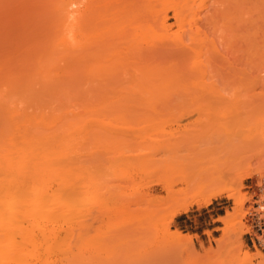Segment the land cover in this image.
<instances>
[{"label":"rangeland","instance_id":"374dc122","mask_svg":"<svg viewBox=\"0 0 264 264\" xmlns=\"http://www.w3.org/2000/svg\"><path fill=\"white\" fill-rule=\"evenodd\" d=\"M243 1L0 0V58L81 32L106 46V99H78L57 148L87 187L73 198L88 200L56 222V239L9 264H264V249L247 243L264 200V59L247 50L256 11ZM70 13L81 18L74 33ZM147 68L161 82L168 69L181 78L162 98H128ZM237 197L249 198L238 216Z\"/></svg>","mask_w":264,"mask_h":264},{"label":"bare ground","instance_id":"6f19581e","mask_svg":"<svg viewBox=\"0 0 264 264\" xmlns=\"http://www.w3.org/2000/svg\"><path fill=\"white\" fill-rule=\"evenodd\" d=\"M250 1L256 12L245 21L250 40L247 50L251 45V53L264 59V0ZM174 16L179 18L180 13ZM63 21L70 33L81 24L74 13ZM79 34L67 35L53 47L6 49L0 58V264L24 256L30 245L56 239V222L75 210L78 202L88 200L84 194L73 198V190L86 191L87 187H76L69 167L61 165L57 149L60 136L66 145L69 142V135H60V131L66 133L76 125V107L81 105L77 100L106 99V46L95 43L100 35ZM115 54L121 56L116 51L111 54L114 57L109 55L111 59L118 58ZM262 65L264 71V61ZM168 70L169 76L163 75L166 80L161 82L162 70L145 69L128 95H168L169 84L181 78ZM258 80L264 81V76ZM248 201V197L236 198L237 216ZM181 206L172 220L188 207ZM40 250L38 247L32 258L39 259ZM251 260L247 253L244 261Z\"/></svg>","mask_w":264,"mask_h":264},{"label":"built area","instance_id":"2783aa9c","mask_svg":"<svg viewBox=\"0 0 264 264\" xmlns=\"http://www.w3.org/2000/svg\"><path fill=\"white\" fill-rule=\"evenodd\" d=\"M260 188L264 190V184ZM256 199L255 209L248 216V223L253 230L249 236L252 237L254 247L264 249V200L259 201V197Z\"/></svg>","mask_w":264,"mask_h":264},{"label":"crops","instance_id":"0c3cea01","mask_svg":"<svg viewBox=\"0 0 264 264\" xmlns=\"http://www.w3.org/2000/svg\"><path fill=\"white\" fill-rule=\"evenodd\" d=\"M213 210H216V207H214L211 211H213ZM177 222H178V223H181V222L186 223L187 220H183L182 217L179 216V217L177 218ZM247 243H248V246H249V247L254 248V244H253V242H252V237H251V236H248V241H247Z\"/></svg>","mask_w":264,"mask_h":264}]
</instances>
